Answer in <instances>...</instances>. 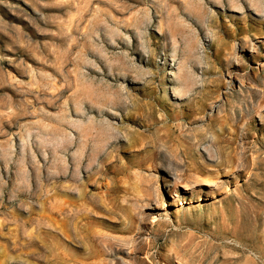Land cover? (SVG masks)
<instances>
[{"label":"rangeland","instance_id":"374dc122","mask_svg":"<svg viewBox=\"0 0 264 264\" xmlns=\"http://www.w3.org/2000/svg\"><path fill=\"white\" fill-rule=\"evenodd\" d=\"M0 264H264V0H0Z\"/></svg>","mask_w":264,"mask_h":264},{"label":"bare ground","instance_id":"6f19581e","mask_svg":"<svg viewBox=\"0 0 264 264\" xmlns=\"http://www.w3.org/2000/svg\"><path fill=\"white\" fill-rule=\"evenodd\" d=\"M218 37V36H217ZM204 147V146H203ZM208 149H207V147H206V150L205 151H207ZM209 174H212V172H208ZM192 185L191 186H188L189 184H185V187L184 188H190V187H197L198 185H197V183H195V182H193V183H191ZM201 185H203V186H207V187H211V186H215V183L212 181V179L210 178V177H205L204 178V182L203 183H201ZM195 187V188H196ZM175 189V188H174ZM197 189V188H196ZM174 196H177L176 195V193H172ZM212 195H213V193H212ZM141 218H143V217H141ZM152 220H156V217H153L152 218ZM141 223H147L148 221H147V219H141V221H140Z\"/></svg>","mask_w":264,"mask_h":264}]
</instances>
